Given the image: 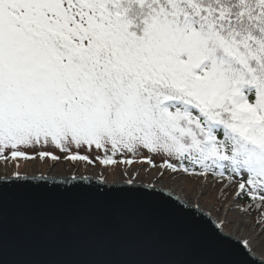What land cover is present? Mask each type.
Wrapping results in <instances>:
<instances>
[{
  "label": "snow or ice",
  "instance_id": "6c2138e0",
  "mask_svg": "<svg viewBox=\"0 0 264 264\" xmlns=\"http://www.w3.org/2000/svg\"><path fill=\"white\" fill-rule=\"evenodd\" d=\"M29 191L170 214L202 254L168 264H264V0H0V264Z\"/></svg>",
  "mask_w": 264,
  "mask_h": 264
},
{
  "label": "water",
  "instance_id": "95a60500",
  "mask_svg": "<svg viewBox=\"0 0 264 264\" xmlns=\"http://www.w3.org/2000/svg\"><path fill=\"white\" fill-rule=\"evenodd\" d=\"M173 223L170 214L148 212L121 198L98 202L46 192L9 193L4 198L5 257L10 264H168L199 259L201 248L184 246Z\"/></svg>",
  "mask_w": 264,
  "mask_h": 264
},
{
  "label": "rangeland",
  "instance_id": "374dc122",
  "mask_svg": "<svg viewBox=\"0 0 264 264\" xmlns=\"http://www.w3.org/2000/svg\"><path fill=\"white\" fill-rule=\"evenodd\" d=\"M28 171L30 173L35 172V174H56L59 176H71L76 174L77 172L79 174H83L85 176L92 174V172L101 173L102 167H85L83 165L79 166L78 169L73 168L71 164H63L57 166L54 170L49 172L48 167L46 164H37L34 168L29 167ZM109 181L116 178L115 174L111 171L107 174ZM145 180L151 179L147 174L144 176ZM153 183H155V179H153ZM165 183H168L166 180ZM187 188V194L192 196L193 199H197V193L200 191L199 188H196L195 192L193 191L192 185H186ZM207 191V195L200 198L201 204L204 207V210L209 212L214 218H219L224 221H233L232 224H229L226 228V231L228 232H234L235 230V222H238L240 219H242L241 214L237 211H228L225 212L224 207H220V199H217V193L215 189H205ZM178 193L179 190L177 189ZM181 195H184L183 193H180ZM222 199V198H221ZM251 224V220L249 219V225Z\"/></svg>",
  "mask_w": 264,
  "mask_h": 264
},
{
  "label": "bare ground",
  "instance_id": "6f19581e",
  "mask_svg": "<svg viewBox=\"0 0 264 264\" xmlns=\"http://www.w3.org/2000/svg\"><path fill=\"white\" fill-rule=\"evenodd\" d=\"M50 175H54V176H59V175H56V174H50ZM180 194V193H179ZM181 195V194H180ZM183 197V195H181Z\"/></svg>",
  "mask_w": 264,
  "mask_h": 264
}]
</instances>
